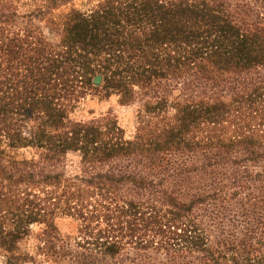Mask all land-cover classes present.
<instances>
[{"label": "trees", "instance_id": "trees-1", "mask_svg": "<svg viewBox=\"0 0 264 264\" xmlns=\"http://www.w3.org/2000/svg\"><path fill=\"white\" fill-rule=\"evenodd\" d=\"M77 1L0 0L1 264H264V0Z\"/></svg>", "mask_w": 264, "mask_h": 264}, {"label": "rangeland", "instance_id": "rangeland-1", "mask_svg": "<svg viewBox=\"0 0 264 264\" xmlns=\"http://www.w3.org/2000/svg\"><path fill=\"white\" fill-rule=\"evenodd\" d=\"M90 0H78L77 5L79 7H86L89 4ZM48 32V29H46ZM142 107V102L137 101L132 105H122L119 102V98L117 96H113L109 99H101L99 95H90L85 100L81 102V104L77 107V109L72 113V118L75 120L82 121H92V120H100L103 117H113L117 119L119 125L125 129L126 136H133L136 126H137V115L138 111ZM79 158L76 155L70 156L69 166L76 165L78 163ZM58 225L60 229L65 232L68 229L67 221H59ZM29 249L32 250L35 245V240L31 239L29 242ZM2 258L0 256V264Z\"/></svg>", "mask_w": 264, "mask_h": 264}]
</instances>
